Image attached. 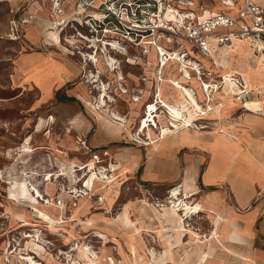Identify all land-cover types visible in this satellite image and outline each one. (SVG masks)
Instances as JSON below:
<instances>
[{"label":"rangeland","instance_id":"374dc122","mask_svg":"<svg viewBox=\"0 0 264 264\" xmlns=\"http://www.w3.org/2000/svg\"><path fill=\"white\" fill-rule=\"evenodd\" d=\"M47 1L51 11L48 18L53 23V28L48 30L46 39L50 31L56 32L63 51L77 56L87 69L80 78L87 93V98L81 96L86 106L89 107V103L99 97V91L94 86L96 84L89 82L87 76L91 74L98 76L101 70L100 79L109 85L111 89L109 93L115 100L110 104L111 109L126 117L129 123L118 138L92 148L87 139L73 132L67 119H58L59 108L54 107L51 101L41 102L40 93L35 86L32 83L25 84V79L34 78L43 82V77L36 68L28 70L30 72L26 76L18 69L17 59L26 51L23 48L25 43L24 40L14 41L8 37L11 14L8 8L2 9L0 13V264H32L24 259L27 256L32 257L38 264H165L171 256L170 260L173 264H177V260H186L192 253H201L195 264H202L209 253L202 252L204 241L199 238L193 223L203 222L201 214L204 211L203 207L191 203V197L186 198L193 207L191 220L187 223L186 231L181 233L173 231L174 222L169 221L162 214L171 210L169 206L172 204L168 192L178 184L160 187L144 186L138 179L133 178L125 167H122L116 159V154L120 152V146L126 145L142 149L146 155L147 148L153 145L148 135H140L141 139H137L139 124L140 122L142 124L146 113L145 106L156 98L153 96L156 95L158 78L161 75L164 79L170 77L180 79L181 76L178 65L173 63H170L160 74L154 56L157 46L152 45L153 41L164 50L186 55L188 60L199 65L201 72L191 71L195 84L186 83L197 93L202 107L207 108L209 105L214 108L220 103L225 106L222 113L217 115H207L208 113L201 115L200 111L197 112L198 120L194 122V127L197 126L202 131L203 138L205 135L211 136L212 131L221 134L224 133L222 129H227L230 133L229 140L238 144L237 149L242 147L238 157L251 158L250 153L256 151L260 154V148H254L250 143V137L256 133L253 123L249 122L251 111L248 112L244 106L245 102L236 95L235 85L229 87V92L225 90L226 74L237 73L244 77L246 72L245 70L242 73L226 64L235 63L239 58V51L233 47L225 58L212 43L210 53H203L195 41L189 39L188 32L184 28L190 22L185 17H194L190 14L196 16L192 21L193 24H199L201 20L219 14L235 16L242 10L243 0L236 4L229 1L233 5H228L229 2L226 4L223 0H156L152 5V11H155L156 23L162 24L163 28L155 36L137 33L139 29L130 24L116 29L104 17L103 32L98 28L102 24L100 22H94L93 26L96 30L92 29L91 32L85 25L83 17L76 13L78 0L65 2L60 0L58 8H54L52 0ZM69 7L71 8L68 9ZM72 8L75 9L72 10L73 12L70 11ZM59 10L61 12L57 13ZM171 10L174 11L172 15ZM182 14L184 15L181 16ZM181 18L185 20L183 26L178 24ZM236 19L242 20L240 15ZM248 19L251 21L250 18ZM239 25L243 26L242 23ZM129 28L135 31H128ZM234 31H239V27ZM78 32L87 35L88 38L83 39ZM218 32L219 35H223L221 29ZM240 38L244 48L246 45L251 48V64H255L254 67L252 65L253 81L260 82L259 77L256 76H264V57L258 59L255 56L260 54L252 50L254 37ZM115 42L122 47L121 50L118 48V51H123L125 54L113 49L111 43ZM216 43L223 46L230 41ZM106 51L119 61L121 72L125 77L122 85L117 81V73L109 70L105 65ZM237 64L238 61L235 65ZM59 69L53 70L56 75L61 73L62 69ZM202 82L211 85L209 92H206V88L205 92H202L200 86L198 87L197 83ZM233 83L236 81L234 80ZM123 87L128 90L126 94L121 92ZM162 90L172 104L187 105L181 100V96L172 92L170 86L164 85ZM232 90H235V93ZM136 95L141 98L139 101L141 107L132 105L131 99ZM252 98L264 102V85L254 88ZM63 102L70 103L68 98ZM92 111L96 116L97 113L93 109ZM252 113L256 114V112ZM160 115L165 118L163 111ZM255 116H262V113L257 112ZM202 117L205 118L201 119ZM96 118L99 121L98 115ZM39 126H41L40 133L37 132ZM126 132L131 136V139L127 137L128 141L123 137ZM157 133L160 131L157 130ZM146 142L150 143L147 145ZM159 143L154 144L152 148L156 149ZM24 146L30 148L24 151ZM209 146L212 148L213 143H209ZM185 151L195 157L203 154L205 162L203 167L211 158L210 154L198 148L185 149ZM96 156L98 158H95ZM91 175L96 180L88 191L86 184ZM105 177H110L112 180L106 183L107 190H103V184L100 183V179ZM26 187L32 191L36 187L41 196L38 198L35 190L34 199L31 196L32 192L31 194L25 192ZM215 188L229 189V186L224 183ZM259 198L260 195L254 198L252 206ZM58 207H61V212L58 211ZM186 234L193 236L194 242L186 240L183 244Z\"/></svg>","mask_w":264,"mask_h":264},{"label":"crops","instance_id":"0c3cea01","mask_svg":"<svg viewBox=\"0 0 264 264\" xmlns=\"http://www.w3.org/2000/svg\"><path fill=\"white\" fill-rule=\"evenodd\" d=\"M231 1L235 4L240 2V0ZM258 3L264 7V0H259ZM244 4L245 0L241 8ZM48 5L47 0H0V13L3 8H8V10L27 11L36 15L35 20L25 27L20 39L24 40L23 48L26 51L18 57L17 67L25 76L30 72L28 70L38 69L43 82L29 78L25 79V84L32 83L35 86L40 93L41 102L51 101L54 107L59 108L58 119H67L73 132L87 139L92 148L102 146L118 138V135L122 133H115L103 122L98 121L92 109L82 100L81 96L86 97L87 93L80 78L87 69L81 60L63 51L56 32L50 31L48 40L46 39L48 30L53 28V23L48 18L51 12ZM72 10L73 8L70 11ZM236 14L237 18L239 11ZM248 20L244 18L239 22L251 28L252 21ZM235 41H241V38L232 39L229 50L235 47L237 51L240 44L238 42L236 44ZM253 42L252 50L260 54L255 56L258 59L264 57V37H254ZM59 68L62 71L56 75L54 71ZM252 68L249 65V68L245 69L244 77L237 73L226 74L232 75L233 78H240L247 86L248 94H244L237 83L233 84L236 95L245 102L244 106L247 101L255 100L252 98L254 88L264 85V76H256L259 77L260 82L253 81ZM66 98L70 103L63 102ZM224 107L220 103L207 115L222 113ZM260 107L256 114L260 112L262 116H255L256 114L248 111L251 113L249 122L253 123L256 129V133L250 137V143L254 148H260V154L250 153L251 158L238 157L242 147L237 149L238 144L229 140L230 134L227 129H222L224 133L221 134L212 131L213 134L205 135L198 145L184 142L181 135H169L170 137L162 140L156 149L152 148L153 145L148 147L146 155L142 149L126 145L120 146V152L116 154V159L122 167H125L131 176L138 179L144 186H173L187 179L184 186L185 196L191 197V203L200 204L204 208L201 213L203 222L193 223L195 231L204 241L202 252L209 253L202 264H264V102L260 103ZM123 137L126 141H128L127 137L131 139L127 132ZM209 143H213L212 148ZM191 148H198L211 155L205 167H203L205 163L203 154L195 157L185 151ZM224 183L229 186V189L215 188ZM257 195H260V198L252 206ZM221 217L222 222H218ZM228 217L230 220L227 219ZM227 224H229L228 227H226ZM186 240L194 242V237L186 234L183 244ZM200 256L201 253H192L186 260L176 262L177 264H195ZM170 259L171 256L166 264H173Z\"/></svg>","mask_w":264,"mask_h":264},{"label":"bare ground","instance_id":"6f19581e","mask_svg":"<svg viewBox=\"0 0 264 264\" xmlns=\"http://www.w3.org/2000/svg\"><path fill=\"white\" fill-rule=\"evenodd\" d=\"M228 5H233V3L229 2ZM70 8L71 7H69V9ZM73 10H75V9H73ZM172 12H174V11H172ZM184 14H182L181 16H183ZM190 15L192 17V14H190ZM184 21H183V19L179 20V22H178L179 26H183L182 23H184ZM221 29L223 31L226 30L225 28H221ZM226 32H228V31H226ZM235 37H238V36L233 34L232 39H234ZM210 40L214 44L213 47L215 46L216 48H218L220 53L225 58H227L228 55H229V48L231 47L230 44L227 43L224 46H219L217 43H215L217 41V39L215 37H211ZM237 42H238V44H240V46L237 48V50L239 51V54H238L239 58L237 60L236 59H234V60H236L235 63H237V61H238V64L235 65V63H232V62L226 63V64L228 65V67L237 68V70H240L242 73H244L245 69L247 70V68H249V65H250V67H252V65H253V64L250 63L251 62V54H252L251 53V48H250L249 45H246L245 48H247V49H245L243 47L244 45L242 46L243 48H241V42H243V41H235L236 44H237ZM91 43H93V41ZM95 45H96V43H95ZM109 45H110V43H109ZM111 46L113 47V49H115V51L121 52L122 54H125V52H123V51H118V48H119V50L122 49V47H120L118 45V43H117V45H116V42L115 43H111ZM105 50H108V49H105ZM154 56H155V58L157 60L158 70L160 71V74H162L164 72V70H166L168 68L170 63H173V64H177L178 65L177 67L179 68L178 70L180 71V73H181L180 75L181 76H180V79H175L173 77L164 79L162 77V75L160 76V78H158L157 91H156V93L158 92V97H156V100L153 99V101L151 103L147 104V105H149L148 108H147V105L145 106L146 113H145V115L143 117L145 119L142 120V124L140 122L137 132H139V135H142V136L143 135H146V136L148 135V137H149V139H151V141H152L151 143L153 145L158 143V142H161L162 140H165L169 135H181L182 140L184 142H189L190 144L198 145L202 141L203 133H202V131L199 130V128H197L196 125H195L196 127H194V122L198 120L196 118L197 112L198 111H202L203 107L201 105V101L199 100V97L197 96V93L186 82H189V83L192 82L193 84H195L196 81H194V78H193V75L191 74V71H197V70L200 71L199 65L197 63L193 62L192 60H188L186 58V55L182 56L181 54H178V53L174 54V53H171V52H169L167 50H164L163 48H161L160 51L155 49ZM161 56H162V58H161ZM84 57H85V55H84ZM87 57H88V55H87ZM104 57H105L104 59H105L106 67L109 70L117 73V75H116L117 76V81H119V83L122 85V83L125 80V77H124L123 73L121 72V68L119 66V61L116 58H114L113 56L109 55V53H107V51H106ZM159 58H161V61H159ZM233 58H235V57L233 56ZM93 65H95V64H93ZM107 68L105 69V71H107ZM252 69L254 70V68H252ZM31 70H35V69H31ZM249 70L250 69H248V72H249ZM98 74H99L98 76H97V74L96 75L95 74L94 75L91 74V75L87 76L88 77V81L93 83V84H96L94 86H95V88L98 89L97 91H99V97L96 98L95 101H92L91 103H89L90 104L89 107L91 109H93L97 113L100 122H103L104 125L110 127L111 130H113L115 133H123V129L125 127H128L129 120H127V118L123 117L121 114L117 113V111H114V110L111 109V105L110 104H113L114 101H115L112 98V96L110 95V93H109V90H111V89L109 88V85H107L103 81H101V79H100L101 70H99ZM249 74H250V72H249ZM231 76L232 75H229V76L225 75V77H226L225 90L227 92H229V87L233 86V84H234L233 81L235 79H233V77H231ZM199 80H200V78H199ZM248 80H249V78H248ZM197 84H198V87L200 86V89H201L202 92H205V90H204L205 88H206V92H209V89H210L211 85H209L206 82L197 83ZM164 85L165 86H170L172 92H175L176 94L181 96V98H182L181 100H184V102H186L187 105H185V104H172L169 101V99H167L165 97V95L163 94L162 87H164ZM121 92L126 94L128 92V90L124 89V87H123L121 89ZM155 96H157V95L154 94L153 97H155ZM207 96H209V95H207ZM140 100H141V98L136 95L134 98L131 99V101L133 102L132 105L133 106H135V105L139 106L140 105V107H141V103H139ZM177 100H179V99H177ZM260 103L261 102L258 101V100H250V101H247V104H246L245 107L247 108L248 111L256 112L257 110H259ZM161 110L165 114V118H163L160 115V113L162 112ZM157 130L160 131V133H157ZM218 130L219 129H217V131ZM37 132L38 133L41 132V126L38 127ZM137 134L135 135L136 137H137ZM27 141L29 142L30 140L28 139ZM178 144H179V142H178ZM28 148H30V147L24 146V151H26ZM95 180H94L93 176L91 175L90 178L87 181L86 190L89 191V188H92L94 186ZM110 181H112V180H110V177H108V178L105 177V179L104 178L100 179V183L103 184V190H107L106 188H107L108 185H106V183H109ZM92 183H93V185H92ZM186 183H187V179H185L182 183H180V184L176 185L175 187H173L168 192L170 203L172 204V206H169L171 208V210L169 212L165 213V214H162L166 219H168L171 222H174V227H173L174 230L173 231L178 232V233L186 231L187 223L189 222V220H191V217H192L191 211H192L193 207L189 205L188 201H186V198H188V197H184V186L186 185ZM24 189H25V192L27 194L28 193L31 194V192H32L31 196L34 199L36 198V196H35L36 192H37L38 198L41 196L40 191L36 187H35L34 191H32V189H29L27 187L24 188ZM35 190H36V192H35ZM57 209H58L59 212H61V207H58ZM154 212H155V210H154ZM159 219H161V218H159ZM227 219L230 220L229 217ZM220 221L222 222V217L219 219L218 222H220ZM227 222L229 223L230 221H227ZM224 224H225V221H224ZM237 225H239V224H237ZM228 226H229V224L226 225V227H228ZM230 229H232L231 226H230ZM222 231H225V230H222ZM191 233L196 235V236H198L196 233H194L192 231H191ZM221 235H223V233ZM24 259L27 262L28 261H30V263L32 262V264H38L30 256H27Z\"/></svg>","mask_w":264,"mask_h":264},{"label":"built area","instance_id":"2783aa9c","mask_svg":"<svg viewBox=\"0 0 264 264\" xmlns=\"http://www.w3.org/2000/svg\"><path fill=\"white\" fill-rule=\"evenodd\" d=\"M52 1L54 3V8H58L60 0ZM62 1L65 2L66 0ZM155 1L156 0H78L76 4V13L83 17L85 25L90 28L91 32L92 29L96 28L93 26L94 22L102 23L98 26V28L103 32L104 17V19H108L112 26L116 29L126 26L125 24H130L136 29H139L137 33L155 36L156 33L163 28L162 24L156 23V14L155 11H152V5H154L153 3H155ZM229 1L231 0H223L226 4H228ZM258 1L259 0H245L244 7L239 12L241 19H251V28L239 25L240 22L229 14L211 16L201 20L199 24L192 23L196 17L195 14H192L194 15L193 18H190L189 16L185 17V19L187 21L190 20V22L184 28H186V31L188 32L189 39L195 41L198 48L203 53H210V46L212 43L210 40L211 37H215L217 39L216 42L220 43L232 41L233 34L238 37H264V7L261 6ZM129 8L132 11L129 10ZM9 12L11 17L9 21L10 32L8 33V37L14 41L19 40L24 34L25 27L35 20L36 15L21 10H9ZM59 12H61V10L57 13ZM170 13L172 15V10ZM80 25L82 26V23ZM237 27H239V31H234ZM221 28H225L226 30L223 31ZM220 29L223 31V35H219L218 31ZM128 31L135 30L129 28ZM236 32H239L237 33L238 35ZM131 33L133 35V32ZM78 35H80L83 39L88 38L87 35L81 32H78ZM152 45L157 46L156 48L158 51L162 48L157 45L155 41L152 42ZM235 81L239 87L242 88L243 93L248 94L247 86L244 82L240 80V78H235ZM156 95L157 96L155 97H158V92ZM148 107L149 105H147V108ZM211 110H213V107L208 105L207 108L203 107L200 114L206 115ZM137 139H141L139 134ZM150 142H152L151 139ZM149 143L146 142L145 144L148 145ZM95 158L98 157L96 156Z\"/></svg>","mask_w":264,"mask_h":264}]
</instances>
